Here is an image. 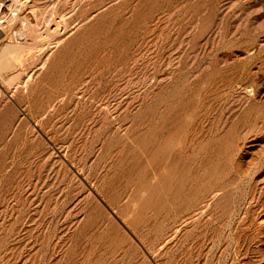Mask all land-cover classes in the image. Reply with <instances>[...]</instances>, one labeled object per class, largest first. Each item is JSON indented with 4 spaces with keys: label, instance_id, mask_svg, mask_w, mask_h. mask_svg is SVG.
I'll list each match as a JSON object with an SVG mask.
<instances>
[{
    "label": "rangeland",
    "instance_id": "1",
    "mask_svg": "<svg viewBox=\"0 0 264 264\" xmlns=\"http://www.w3.org/2000/svg\"><path fill=\"white\" fill-rule=\"evenodd\" d=\"M8 14L0 264H264V0Z\"/></svg>",
    "mask_w": 264,
    "mask_h": 264
},
{
    "label": "built area",
    "instance_id": "2",
    "mask_svg": "<svg viewBox=\"0 0 264 264\" xmlns=\"http://www.w3.org/2000/svg\"><path fill=\"white\" fill-rule=\"evenodd\" d=\"M13 18L16 17V14L11 15ZM6 24V18L3 15H0V27Z\"/></svg>",
    "mask_w": 264,
    "mask_h": 264
},
{
    "label": "bare ground",
    "instance_id": "3",
    "mask_svg": "<svg viewBox=\"0 0 264 264\" xmlns=\"http://www.w3.org/2000/svg\"><path fill=\"white\" fill-rule=\"evenodd\" d=\"M5 17L7 18L6 21H8V23H9V22L12 23L13 17H12L11 15L8 14V16L6 15ZM10 23H9V24H10Z\"/></svg>",
    "mask_w": 264,
    "mask_h": 264
}]
</instances>
